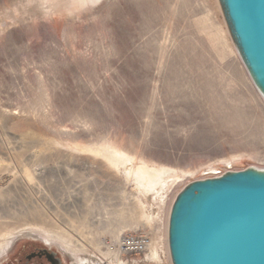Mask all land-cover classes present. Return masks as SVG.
<instances>
[{
    "label": "rangeland",
    "instance_id": "obj_1",
    "mask_svg": "<svg viewBox=\"0 0 264 264\" xmlns=\"http://www.w3.org/2000/svg\"><path fill=\"white\" fill-rule=\"evenodd\" d=\"M247 168L264 98L218 0H0V264L29 244L90 264L137 230L168 253L176 196Z\"/></svg>",
    "mask_w": 264,
    "mask_h": 264
},
{
    "label": "water",
    "instance_id": "obj_2",
    "mask_svg": "<svg viewBox=\"0 0 264 264\" xmlns=\"http://www.w3.org/2000/svg\"><path fill=\"white\" fill-rule=\"evenodd\" d=\"M232 42L264 98V0H218ZM172 264H264V169L188 184L169 215Z\"/></svg>",
    "mask_w": 264,
    "mask_h": 264
},
{
    "label": "built area",
    "instance_id": "obj_3",
    "mask_svg": "<svg viewBox=\"0 0 264 264\" xmlns=\"http://www.w3.org/2000/svg\"><path fill=\"white\" fill-rule=\"evenodd\" d=\"M222 175L218 173L217 176ZM153 238L143 231L125 232L117 241L104 240L102 249L105 255L94 258L90 264H172L171 258L159 245L160 257H149Z\"/></svg>",
    "mask_w": 264,
    "mask_h": 264
},
{
    "label": "flooded vegetation",
    "instance_id": "obj_4",
    "mask_svg": "<svg viewBox=\"0 0 264 264\" xmlns=\"http://www.w3.org/2000/svg\"><path fill=\"white\" fill-rule=\"evenodd\" d=\"M6 264H66V262L62 254L52 248L29 244L14 252Z\"/></svg>",
    "mask_w": 264,
    "mask_h": 264
},
{
    "label": "bare ground",
    "instance_id": "obj_5",
    "mask_svg": "<svg viewBox=\"0 0 264 264\" xmlns=\"http://www.w3.org/2000/svg\"><path fill=\"white\" fill-rule=\"evenodd\" d=\"M76 2V4H77V2L78 1H75ZM86 2V1H85ZM82 3V2H81ZM79 4H80V2H79ZM110 156H108L107 157V159H108V162L111 164V165H113V166H115V164H116V162L115 161H112V159L111 158H109ZM123 162H121V164H122ZM126 175H127V180H129V182H130V185H132V184H134L135 186H137V185H139V184H141L142 183V180H141V172L139 171V170H136V169H132V168H127V170H125V172H124ZM164 173V172H163ZM173 204V203H172ZM172 206V205H171ZM170 210H171V208H170ZM169 215H170V212H169ZM168 223H169V217H168ZM118 233H119V231L118 230H113L112 232H111V234L113 235V236H116V237H118ZM120 238V236L118 237V239ZM118 239H116V240H114V242L115 241H117ZM89 244V243H88ZM104 243H102V245H103ZM159 241H156V240H154L153 239V241H152V245H151V247H150V250H149V257H151V258H153V259H159V257H160V251H159ZM167 244H168V224H167ZM69 244H67V246H68ZM70 246V245H69ZM68 246V247H69ZM91 245H86L85 243H84V247H90ZM164 246V245H163ZM167 246V245H166ZM158 247V253L156 252V248ZM98 246H95V249H97L98 250ZM88 249V248H87ZM92 250V249H91ZM159 254V255H158ZM168 254H169V256H170V252H169V247H168ZM105 255V252L103 253V252H101L100 254H98L96 257H94V258H98L99 259V257L101 258L102 256H104ZM171 258V257H170ZM91 263H92V261H91Z\"/></svg>",
    "mask_w": 264,
    "mask_h": 264
}]
</instances>
